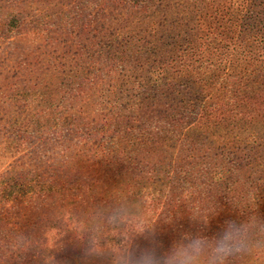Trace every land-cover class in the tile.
<instances>
[{
    "label": "trees",
    "instance_id": "1",
    "mask_svg": "<svg viewBox=\"0 0 264 264\" xmlns=\"http://www.w3.org/2000/svg\"><path fill=\"white\" fill-rule=\"evenodd\" d=\"M157 1L148 0L145 8ZM180 1L174 5L181 6ZM192 3L195 10L188 18L175 19L184 25L178 27V36L170 43L151 44L145 51L149 61L172 44L178 47L157 69L148 66L146 83L135 103L119 104L120 114L114 118L109 103L102 119L75 116L73 109L68 119L63 116L65 124L52 126L53 133L62 129L71 142L62 157L63 182L40 179L30 187L31 173L14 176L6 171L5 199L0 200V207L7 211L0 217L4 226H0V264L8 261L5 251L13 258L7 264H53L37 262L40 251L29 243H34V237L42 239L38 233L43 226L60 232L63 224L30 215L18 218L10 204L22 199L84 194L111 206L117 195L124 196L132 209L129 221L123 230L106 225L103 247L117 249L121 235L142 219L156 224L158 254L183 233L202 230L212 237L228 220L249 215L264 219V0ZM154 98L158 100L152 103ZM42 128L39 119L26 128L23 138L14 135L16 145ZM2 185L3 181L0 190ZM196 215L211 219L202 225L191 218ZM80 221L82 231L89 220L81 217ZM71 233L66 225L57 236L69 239ZM80 244L88 247L87 234ZM152 244L151 239L137 236L132 247L138 251ZM233 264H264V252L235 258Z\"/></svg>",
    "mask_w": 264,
    "mask_h": 264
},
{
    "label": "rangeland",
    "instance_id": "2",
    "mask_svg": "<svg viewBox=\"0 0 264 264\" xmlns=\"http://www.w3.org/2000/svg\"><path fill=\"white\" fill-rule=\"evenodd\" d=\"M147 1L0 0L1 201L5 199L2 191L9 177L7 170L14 176L31 173L27 180L30 187L40 179L63 182L66 165L62 157L71 142L62 129L53 133L52 126L65 124L73 109L75 116L102 119L107 114V103L113 110L111 116L116 117L121 110L119 104L127 107L135 103L146 83L148 66L157 69L167 54L176 51L177 45L172 44L149 61L145 55L151 44L155 47L161 42L170 43L178 36L184 25L175 19L190 16V11L195 10L192 0H181V6L174 5L176 0H159L146 9ZM110 55L115 62L109 61ZM103 63L106 64L101 67ZM157 100L152 99V103ZM39 119L44 128L38 134L28 135L29 131V140L16 145L14 135L23 138L26 128L34 127ZM17 160L21 161L15 165ZM104 205L95 196L77 194L22 199L12 202L10 208L16 209L12 214H18V218L30 215L63 224L60 232L43 226L38 233L42 239L32 238L35 244L29 246L37 245L40 251L37 262L111 264L109 255L88 256V247H83L79 239L81 217L89 220L94 207ZM5 210L0 207V217L7 213ZM50 210H55L56 215L52 216ZM66 225L72 230L69 239L57 236L63 234ZM71 241L75 243L69 245ZM5 255L8 261L13 259L10 251Z\"/></svg>",
    "mask_w": 264,
    "mask_h": 264
},
{
    "label": "clouds",
    "instance_id": "3",
    "mask_svg": "<svg viewBox=\"0 0 264 264\" xmlns=\"http://www.w3.org/2000/svg\"><path fill=\"white\" fill-rule=\"evenodd\" d=\"M132 209L126 197L117 195L111 206H96L89 214V223L80 233L83 240L88 238V256H111V264H233L235 258L254 256L264 252V219L249 215L241 220H228L222 231L212 237L203 234L183 233L171 247L158 254L155 244V226L138 219L129 233L121 235L117 249L104 248L102 243L105 226L124 229ZM202 225L209 219L196 215L191 217ZM137 236L153 241L152 246L139 249L132 247Z\"/></svg>",
    "mask_w": 264,
    "mask_h": 264
}]
</instances>
